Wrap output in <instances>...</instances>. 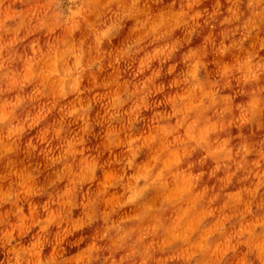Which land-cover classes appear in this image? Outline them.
Listing matches in <instances>:
<instances>
[{"label":"clouds","instance_id":"9594fccd","mask_svg":"<svg viewBox=\"0 0 264 264\" xmlns=\"http://www.w3.org/2000/svg\"><path fill=\"white\" fill-rule=\"evenodd\" d=\"M0 264H264V0H0Z\"/></svg>","mask_w":264,"mask_h":264}]
</instances>
